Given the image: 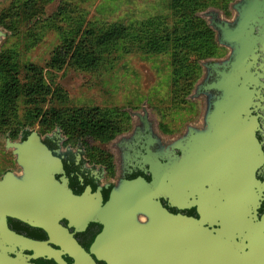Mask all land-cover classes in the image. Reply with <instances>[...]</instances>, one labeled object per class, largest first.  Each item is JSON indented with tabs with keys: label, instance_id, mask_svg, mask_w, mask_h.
<instances>
[{
	"label": "water",
	"instance_id": "water-1",
	"mask_svg": "<svg viewBox=\"0 0 264 264\" xmlns=\"http://www.w3.org/2000/svg\"><path fill=\"white\" fill-rule=\"evenodd\" d=\"M232 11L231 19L214 8L198 14L217 32L218 45L229 51L226 58L202 62L204 75L196 90L203 104L202 140L209 141L216 160L210 168L216 182L211 195L219 200L213 207L221 228L214 231L203 220L173 214L160 201L165 197L176 203L193 196L197 125L189 124L183 136L167 144L166 153L159 154L167 158L165 163L150 153L151 182L143 177L118 180L106 201L102 187L96 192L88 187L78 195L60 181L61 158L32 130L24 141L6 143L22 171L0 180V264H34L25 250L57 264H264L255 175L264 156L252 113L259 93L252 69L260 52L264 54V0H237ZM9 35L0 27V49ZM176 148L182 156L175 154ZM8 217L44 230L48 240L17 233ZM91 223L103 228L87 251L75 233Z\"/></svg>",
	"mask_w": 264,
	"mask_h": 264
},
{
	"label": "rangeland",
	"instance_id": "rangeland-1",
	"mask_svg": "<svg viewBox=\"0 0 264 264\" xmlns=\"http://www.w3.org/2000/svg\"><path fill=\"white\" fill-rule=\"evenodd\" d=\"M233 1L206 0L197 14L209 8L229 12ZM184 2L181 0L179 5ZM171 3L172 0L0 2V15H5V22L12 27L3 49L14 52L12 62L19 67L17 78L22 83L28 81L33 73L27 67H33L47 93L38 98L40 111L25 96L17 97L14 103L1 104L0 130L26 127L45 134L56 127V119L68 118L79 110L119 124L124 108L138 107L143 101L167 118L172 128H178L192 117L188 112L192 105L188 96L176 92L172 58L175 45L169 41L166 46L165 39L152 45L144 35L147 29H157L163 35L181 25L182 16ZM117 27L126 29L119 39L104 45L97 43ZM60 51L67 52L65 63L54 60ZM224 53L217 48L211 57ZM78 54L94 58L95 64L83 68L76 59ZM7 81L0 73V92ZM127 126L129 122L122 128ZM68 133L72 141L84 142L91 154L100 153L101 141L96 137L83 136L79 131Z\"/></svg>",
	"mask_w": 264,
	"mask_h": 264
},
{
	"label": "flooded vegetation",
	"instance_id": "flooded-vegetation-1",
	"mask_svg": "<svg viewBox=\"0 0 264 264\" xmlns=\"http://www.w3.org/2000/svg\"><path fill=\"white\" fill-rule=\"evenodd\" d=\"M236 1L234 0L231 3L229 12L217 8L214 9L219 10L225 18L231 19L233 16L232 5ZM214 33L216 40L217 32L214 31ZM219 48L224 50L225 53L221 57H210L207 60L216 61L228 56L229 51L226 48L220 45ZM252 72L257 76L258 85L256 90L259 91L254 99L255 105L252 107V113L258 121L256 137L264 156V54L262 52H260ZM200 79L188 95V100L192 105L188 112L192 117L182 121V124L176 129L172 128L168 119L163 118L155 108L149 105L148 101H143L138 107H126L123 109L128 117L129 126L119 130L108 141H101V151L97 155L91 154L84 142L79 140L72 141L71 136L67 135L62 129L60 132L56 131L59 126H56L51 132L42 134L44 143L62 160V172L56 177L60 181H65L68 187L78 195L82 194L88 187L93 192L102 187L103 200L106 201L111 189L118 180H132L143 177L148 182H151L153 172L150 164V153L154 156L157 155L159 161L165 163L167 158H163L159 154L166 153L167 144L173 138L183 136L186 127L189 124H194L197 126L194 132L196 172L193 196L190 200H178L176 203L165 197H161L160 201L173 214L182 215L197 221L203 220L205 221V226L214 231L220 229L221 225L219 223L221 219L215 215V207H213L216 201L219 200H212L211 195L212 190H215L216 182L215 176L210 174V168H212L216 160L213 158L209 141L202 140L205 137V129L199 125L203 113V104L198 97L199 91L197 92L196 90ZM197 93L198 95L194 96ZM144 102H146V105ZM26 130L30 129L26 128ZM27 137L23 127H19L15 132L10 129L7 131L0 130V180L9 173L17 174L22 171L12 151L6 149L7 140L21 142ZM174 152L178 156L183 154V151L179 148L174 149ZM255 175L261 192L256 215L261 223L260 246L264 250V159L257 168ZM220 182L221 178L218 179L217 183ZM221 201L226 202V200ZM210 210H212V213L209 216L207 212ZM65 222L64 224L62 221V224L67 226V221ZM92 224H97L98 226L94 238L90 241L88 232L91 230ZM8 225L12 230L31 239L48 240V235L44 230L33 227L23 221L8 217ZM102 228L101 224L91 223L85 231L75 233V238L87 249L86 244L90 247ZM70 231H73V228ZM87 250L89 251V248ZM23 253L30 256V262L34 264H57L54 259L32 257L33 251L25 250ZM64 259L68 263L73 262L68 256H64ZM98 264L106 263L98 261Z\"/></svg>",
	"mask_w": 264,
	"mask_h": 264
},
{
	"label": "trees",
	"instance_id": "trees-1",
	"mask_svg": "<svg viewBox=\"0 0 264 264\" xmlns=\"http://www.w3.org/2000/svg\"><path fill=\"white\" fill-rule=\"evenodd\" d=\"M180 1L181 0H172L170 6L176 10L177 14L182 16L181 25L176 26L173 31L163 35H161V32L157 29H147L144 31V35L150 38H147V43H151L152 45H156V42L162 39L166 40V46L170 45L169 41L174 43L175 51L172 54V58L175 69L173 76L178 85V87H176V92L181 94L182 97H185L191 93L195 83L200 79L201 75H204L202 62L213 56L216 49L219 48V45L215 40L214 31L210 28L206 20L197 14V10L204 7L206 0H185L186 2H184L182 6L179 5ZM150 26L151 25H149V27ZM0 27L5 28L9 32L12 29V27L5 22V15L3 14L0 15ZM125 30V28L120 29V27L110 30L106 32L97 43L99 45H104L105 43L119 39ZM9 37L10 35L8 38ZM3 46L4 45H2L0 49V73H4L8 81L0 92V105L14 103L17 97L25 96L30 103L35 105V109L39 110L38 98L46 96V87L42 83V80L35 76L36 74L32 70L33 67L30 66L27 67V71L33 74L28 81L22 83L17 78L19 67L12 62L14 52L12 50L5 51ZM65 47L67 46L65 45ZM67 49L70 51L68 47ZM75 50L77 51V48ZM66 57L67 52L62 54L60 51L54 60L65 63ZM76 59L83 68L92 67L96 61L94 58H89L88 55L87 57L85 55L82 56V54H78ZM54 115L59 117V113H54ZM121 115L124 117L121 119L120 123L114 124L113 122H108L105 119L99 118L98 115L92 112L79 110L73 112L68 118L61 119L59 117L55 120L54 126H59L67 135H69L68 132L79 131L83 136L92 135L100 141L106 142L119 130L123 129L122 126L129 122L126 112L122 111ZM23 129L27 137L31 131L26 130V127H23ZM38 133L42 135L40 132ZM63 222L64 224L66 223L65 221ZM97 226V224H92L91 230L88 232L90 241L95 236ZM86 247L87 249L90 248L88 244H86Z\"/></svg>",
	"mask_w": 264,
	"mask_h": 264
}]
</instances>
